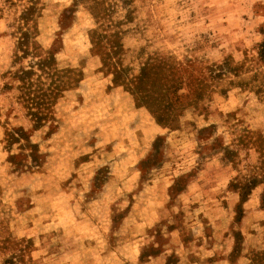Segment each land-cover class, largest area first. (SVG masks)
<instances>
[{
	"label": "rangeland",
	"instance_id": "rangeland-1",
	"mask_svg": "<svg viewBox=\"0 0 264 264\" xmlns=\"http://www.w3.org/2000/svg\"><path fill=\"white\" fill-rule=\"evenodd\" d=\"M38 1L16 57L0 0V264H264V0Z\"/></svg>",
	"mask_w": 264,
	"mask_h": 264
},
{
	"label": "trees",
	"instance_id": "trees-1",
	"mask_svg": "<svg viewBox=\"0 0 264 264\" xmlns=\"http://www.w3.org/2000/svg\"><path fill=\"white\" fill-rule=\"evenodd\" d=\"M16 1L21 0H2V8L4 7H12L16 4ZM38 0H26V3L23 4V7L20 11V14L14 18L15 20V34H17V52L15 54L16 57H21L22 54H29L32 56L38 55V47L35 46V43L32 42V34L34 33V15L37 13L38 8ZM74 3H84L86 6L90 9L91 13L96 17L97 19L101 18L103 19L104 16V10L106 9L105 3L106 0H74ZM103 29V28H101ZM102 32H97V30H92L90 35V39L98 44L99 46H103V42L105 44H108L105 46L108 51V56L111 58L114 55L118 53L119 50V35L120 32L113 31L111 33H108L105 29ZM21 52V53H18ZM260 60L264 61V41L260 43ZM155 68H158L157 63H146L141 70V74L137 76V83H138V92L140 95V98L145 102V100L151 95L152 89L149 86L147 88V83L144 81V72L155 70ZM163 68V67H162ZM30 72V71H29ZM166 77V82L173 81L172 85L165 86V83H162V89L163 94L165 95V98L163 97H156V108L163 107L164 114L167 118V121L171 122L173 121V117L175 116V113L173 111V106L176 105L177 101H179V97L182 96V94H178V91L180 89V86L182 84L183 78L178 74L176 70L172 71V79H168V76ZM256 74H254L251 78L253 81V88H256L258 90L264 88V76H262L260 79L256 78ZM186 80V79H185ZM28 82V80H26ZM25 82V81H24ZM186 82V81H185ZM161 85V83H160ZM159 85V87H160ZM164 86V87H163ZM159 92V91H157ZM160 94V92H159ZM30 113L32 115H35V111L33 109H30ZM37 120V119H33ZM173 126V125H172Z\"/></svg>",
	"mask_w": 264,
	"mask_h": 264
}]
</instances>
